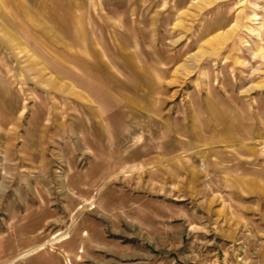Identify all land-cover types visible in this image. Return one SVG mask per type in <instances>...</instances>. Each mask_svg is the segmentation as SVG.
Returning a JSON list of instances; mask_svg holds the SVG:
<instances>
[{"label": "rangeland", "instance_id": "374dc122", "mask_svg": "<svg viewBox=\"0 0 264 264\" xmlns=\"http://www.w3.org/2000/svg\"><path fill=\"white\" fill-rule=\"evenodd\" d=\"M0 264H264V0H0Z\"/></svg>", "mask_w": 264, "mask_h": 264}]
</instances>
